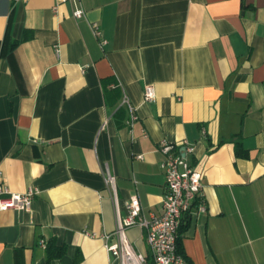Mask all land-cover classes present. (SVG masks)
I'll return each mask as SVG.
<instances>
[{"label": "crops", "instance_id": "0c3cea01", "mask_svg": "<svg viewBox=\"0 0 264 264\" xmlns=\"http://www.w3.org/2000/svg\"><path fill=\"white\" fill-rule=\"evenodd\" d=\"M79 5L0 0V181L38 191L29 212L0 211V264H119L105 246L126 203L162 213L163 140L194 147L202 173L184 264H264V0ZM51 240L65 254L47 263Z\"/></svg>", "mask_w": 264, "mask_h": 264}, {"label": "built area", "instance_id": "2783aa9c", "mask_svg": "<svg viewBox=\"0 0 264 264\" xmlns=\"http://www.w3.org/2000/svg\"><path fill=\"white\" fill-rule=\"evenodd\" d=\"M19 2L21 0H14ZM73 5L72 16L79 19L84 11L79 5V0H69ZM92 30L98 39L101 38L100 28L92 25ZM156 99L152 86L144 89V102H153ZM124 103H127L124 101ZM131 121L137 119L130 108ZM158 150L163 155L160 165L164 176V189L162 213L159 216L150 215L148 219L141 215V208L137 197L131 198L126 203L127 216L123 220L117 232L118 241L112 245H106L107 251L117 259L123 257V250L130 245L126 241L124 230L131 227H139L144 231V239L154 264H184L183 256L179 254L177 240L179 229L192 213L204 214L206 212L203 196L202 173L187 162L186 155L194 153V147L184 142L181 145L163 140L158 145ZM0 179L2 173L0 172ZM106 185L111 187L113 177L106 173ZM38 191L30 188L25 193H13L8 186L0 181V211L13 210L16 213L29 212L33 199ZM108 236L105 240H108ZM42 247L45 242L40 241ZM130 248V247H129ZM138 258L144 262L143 254Z\"/></svg>", "mask_w": 264, "mask_h": 264}, {"label": "trees", "instance_id": "16d2710c", "mask_svg": "<svg viewBox=\"0 0 264 264\" xmlns=\"http://www.w3.org/2000/svg\"><path fill=\"white\" fill-rule=\"evenodd\" d=\"M12 47L8 48L7 52L10 53L12 51ZM235 153L237 156H243L244 151H242L239 142L235 143ZM185 226H186V221L184 223H182V225L179 229L178 240H177L178 252L181 255H183V254H182V251L180 249V238H181L182 232L184 231ZM46 251H47V263H49L51 260L61 258L65 254V246L64 245L57 246L55 241L51 240L46 245ZM143 256H144V262L146 264H154L149 251H147L145 254H143Z\"/></svg>", "mask_w": 264, "mask_h": 264}, {"label": "rangeland", "instance_id": "374dc122", "mask_svg": "<svg viewBox=\"0 0 264 264\" xmlns=\"http://www.w3.org/2000/svg\"><path fill=\"white\" fill-rule=\"evenodd\" d=\"M135 234H136V237H139L138 230H136ZM125 236H126V238H127V240H128V243H129V245H130L129 247H130L131 251L133 252L134 259H135L136 261H138L139 264H146L145 262H142V261L138 258L139 253H140V254H144V250H145L144 248H146L145 245H144V242H143L142 240L139 239V241H138L137 243L133 244V243L130 241V239H129V234H128V232L125 233ZM126 259H128V256H127L126 251H125V249H124V250H123V257H122L121 259H119V264H128L129 262H128ZM126 261H127V262H126Z\"/></svg>", "mask_w": 264, "mask_h": 264}, {"label": "bare ground", "instance_id": "6f19581e", "mask_svg": "<svg viewBox=\"0 0 264 264\" xmlns=\"http://www.w3.org/2000/svg\"><path fill=\"white\" fill-rule=\"evenodd\" d=\"M125 251H126V254L128 256V259H126L129 262L128 264H139L138 261H136L134 259L133 252L131 251V249L129 247H126Z\"/></svg>", "mask_w": 264, "mask_h": 264}]
</instances>
